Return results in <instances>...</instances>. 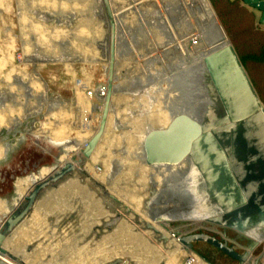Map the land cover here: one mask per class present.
<instances>
[{
    "label": "rangeland",
    "instance_id": "obj_1",
    "mask_svg": "<svg viewBox=\"0 0 264 264\" xmlns=\"http://www.w3.org/2000/svg\"><path fill=\"white\" fill-rule=\"evenodd\" d=\"M63 1L71 0H13L17 13L13 23L16 26L0 27V105L10 100V113L7 114L6 108L0 111V198L11 197L12 188L13 191L24 190L25 186L21 184L20 178L25 174H35L39 169L49 166L53 169L50 173L45 172L43 176L46 178L35 185L32 182L36 179H31L32 182L28 184L30 193L36 185L58 175L67 165H76L77 157L81 155L95 130L93 128L97 126L105 96L101 92L105 90L108 67V24L101 17L103 8L100 0H94L93 5L89 4L84 13L78 14L71 13L74 10L72 6L63 10L55 6L41 9L52 3L61 5ZM31 2L34 7H31ZM3 3L4 0H0V5ZM112 4L111 13L115 18L114 45L118 49L114 61V70H118L114 81L119 89H116L111 104L119 93L127 99L115 102L111 119L108 116L110 134L97 155L98 162L93 167L82 169L91 179L106 186L103 191L107 195H90L89 185L82 176L77 177L80 169L72 168V172L60 184L32 204L30 213L16 228L18 235L25 233L21 247L30 249L37 241H42L35 255H44L73 232L83 229H103L102 235L110 243L133 254L155 255L168 246V240L148 227L146 220L139 219L138 215L132 213H124L122 206L112 199V195L119 197V201L128 199L126 208L136 209L135 212L143 211L145 216H149V213L151 216V212L155 217L163 216L167 211L171 212L166 216L174 213L176 215L172 217L175 218L197 214L196 202L192 200L197 189L194 179L189 178L192 173L189 160L176 171L165 173L166 178L162 181H167V184L162 187L149 210L148 204L152 200L148 199L154 193L155 172L142 165L141 143L136 139L139 137L142 140L149 128L163 127L169 120V117L166 121L163 119L165 114L158 111L157 105H151L153 99L148 98L149 92L155 95V99L160 98L165 107L171 102L190 115L200 119L209 118V98L200 75L194 73L191 67L170 65L177 64L180 55L183 56L182 61L186 62L222 48V38L219 33L211 36L214 24L208 12L209 20L198 11L196 0H112ZM41 10L58 15L70 14L62 19L61 15L58 18L59 16H51L48 12L42 14ZM145 11L151 14L153 12L154 18H144L142 14ZM24 12L37 23L35 27L44 44L56 45L54 53L43 52L33 34H30L28 39L30 38L31 51L28 50L30 53L24 56L21 47L25 43V34L17 22L19 15ZM167 16L173 17V20L167 19ZM84 19L98 24L101 31L99 40L91 44L89 41L82 42L89 54L85 60L64 44H75L84 39L85 24L80 22ZM58 28L64 30H56ZM7 33L11 34V43L5 35ZM166 40L171 43L165 42ZM174 50L180 52L175 55ZM9 75L11 76L7 81ZM125 82H129L130 88L123 87ZM9 85H13L12 94L8 90ZM9 117V120H14L9 128H4ZM120 129L121 134H117ZM105 130L106 135L107 128ZM123 148L126 153L125 161L118 155ZM103 157L105 163L112 165L111 169L115 168L113 173L119 169L118 174L115 173L118 177L116 180L130 179L119 186L123 196L108 182L115 180L116 176L105 179L107 175L101 160ZM120 164H123L120 168L115 166ZM184 196L187 201L190 198L192 210L184 211V205L180 202ZM24 204L25 199L17 209H21ZM201 226L196 224L194 227ZM3 227L4 224L0 231ZM210 229L215 231L214 228ZM39 234L43 236L39 237ZM246 235L253 240L258 237L252 231L246 232ZM229 237L234 239L232 235ZM248 245L243 240H235L231 244L233 250L240 253ZM263 246L264 242L255 248L248 260L255 263ZM195 248L201 256H204L203 250H207L201 245ZM257 249L259 252L255 253ZM95 255L102 256L106 262L110 259L96 244L86 243L61 257L56 264H90L94 262L91 257ZM195 257L200 264H222L214 254L211 258L205 257L207 263Z\"/></svg>",
    "mask_w": 264,
    "mask_h": 264
},
{
    "label": "water",
    "instance_id": "obj_2",
    "mask_svg": "<svg viewBox=\"0 0 264 264\" xmlns=\"http://www.w3.org/2000/svg\"><path fill=\"white\" fill-rule=\"evenodd\" d=\"M240 1L258 13L257 21L264 25V0ZM100 2L103 8L101 17L109 29L105 96L97 126L77 159L79 167L90 158L101 140L113 91L115 24L109 1ZM215 18L218 21L216 15ZM221 30L228 45L203 59L200 71L193 68V72L200 75L209 98V118L200 119L183 112L164 130L148 133L143 141L144 163L157 168L177 166L189 160L188 165L192 167L189 178L196 183L192 200L196 202L197 214L175 218L172 217L176 215L174 213L166 216L171 212L167 211L155 222L156 225L174 231L176 237L182 238L180 244L206 263L208 261L195 246L217 250L236 264H248V257L264 242L257 243L246 235L251 228L264 226V106L222 27ZM69 172L70 169H64L33 188L25 198L24 206L5 221L0 242L32 204L60 184ZM180 202L184 211L192 210L190 198L187 201L184 196ZM196 224L202 226L195 228ZM102 230L99 228L97 233ZM235 240L249 243L243 253L233 250L231 244ZM250 245L254 249L249 251ZM0 253L4 255L1 250ZM10 261L15 262L12 258ZM254 264H264V246Z\"/></svg>",
    "mask_w": 264,
    "mask_h": 264
},
{
    "label": "bare ground",
    "instance_id": "obj_3",
    "mask_svg": "<svg viewBox=\"0 0 264 264\" xmlns=\"http://www.w3.org/2000/svg\"><path fill=\"white\" fill-rule=\"evenodd\" d=\"M109 1V4H110V9L112 11V7H113V4H112V0H108ZM189 2V0H187ZM197 1V4H198V11L201 13V14H204V16L208 19L209 16H210V19L212 20L214 26L212 28L213 32L211 34V36H215L217 33L220 34V36L222 35V38L224 39V42L226 43L223 47L227 46L228 45V41L226 39V37L224 36L222 30H221V27L218 23V21L216 20L215 18V15L212 11V9L210 8L209 4H208V1L207 0H196ZM94 3V0H71V1H63L61 3V5L57 4V3H52L48 6H44L43 8L41 7H36V8H41V9H47V8H50V7H53L55 6L56 8H59L61 10L63 9H66L67 7L69 6H72L73 7V11H71V13H84L87 6H89V4H92L93 5ZM31 7H34L32 5V2L30 3ZM63 5V6H62ZM75 6V7H74ZM30 8V7H29ZM79 8V9H78ZM35 10V9H33ZM141 11V10H140ZM139 11V12H140ZM144 11V10H143ZM48 14H51V16H54V17H58L60 18V15L61 14H56V13H52L50 11H44V10H41V13L44 14V13H47ZM168 12V11H167ZM207 12L209 14V16L207 15ZM68 14L70 13H66V14H63L61 15L64 19ZM169 14V13H168ZM24 17L26 18L27 22L24 23V24H20L21 27L23 28V33L25 34L24 35V45L23 47H21V50L22 52L24 53V56L28 55L29 53L27 52L28 50L31 51V48H30V38L28 39V36L30 34H33V38L35 39V41L42 47L43 49V52L45 53H54L56 51V48L55 46L56 45H46L44 44V42L42 41V39L39 38V31L36 29L35 27V24H37L35 21L31 20V18H29L27 15H25V12L23 13ZM152 15V16H151ZM175 13L173 12L172 13V16H174ZM142 16H145L148 17V19L150 20V17L154 18V14L152 12V14L150 12H143ZM169 16V15H168ZM167 16V19H170V20H173V17H168ZM113 17V15H112ZM114 18V17H113ZM115 19V18H114ZM209 20V19H208ZM206 21V20H205ZM80 22H82L81 24H85L84 26V30H85V37L83 40H81L80 42H77L75 44H72V43H64L68 46V49H70L73 53H75L76 55L78 56H81L82 59H87L88 58V51L86 46H85V43H82L84 41L88 42L91 44L93 41L95 40H99V38L101 37V31H100V27L98 26V24H95L93 22H90L88 21L87 19H84V20H80ZM39 25V24H38ZM41 27H44L43 25H40ZM45 28V27H44ZM82 29V28H81ZM118 29V27H117ZM56 30H64L62 28H58ZM75 30V29H73ZM88 30H90V32L88 33ZM217 30V31H216ZM66 31V30H65ZM38 39H37V38ZM20 40V39H19ZM165 42L167 43H171V41L169 42V40H166ZM52 43V42H51ZM166 43V44H167ZM84 44V45H83ZM89 44V45H90ZM191 45V43H190ZM150 46V45H149ZM167 46V45H166ZM61 47V46H60ZM222 47V48H223ZM151 48V46H150ZM222 48H217L215 51L219 50V49H222ZM173 49V48H171ZM175 49V48H174ZM177 49V48H176ZM94 50V49H93ZM213 51V52H215ZM118 52V49L115 47V56H116V53ZM179 51H176L174 50V54L177 55ZM212 52V53H213ZM212 53H209L207 55H205L204 57H199L197 58L196 60H189V61H182L183 59V56H179L178 60L179 62L177 64H174V65H170L171 67H191V68H197L199 71L200 69H203L202 68V62H203V59H205L207 56H209L210 54ZM91 54V53H90ZM172 54V53H171ZM72 55V54H71ZM74 56V55H73ZM172 56V55H171ZM108 60V58H107ZM114 61H115V58H114ZM107 65V64H105ZM22 66V65H21ZM28 66V65H27ZM90 67V66H89ZM92 67V66H91ZM90 67V68H91ZM94 67V66H93ZM116 67V66H115ZM105 69V68H104ZM118 70V69H116ZM116 70H114V76L113 78H115V74H116ZM102 71V69H101ZM10 76L9 75L7 77V81L10 79ZM14 78V77H13ZM13 80V79H12ZM106 80V79H105ZM120 82V81H119ZM123 83V82H122ZM145 84V83H144ZM143 84V85H144ZM120 85V84H119ZM126 85V86H125ZM146 85V84H145ZM13 85H9V89H12ZM117 85L115 84V81L113 82V91H112V97H111V100L112 98L114 97L115 95V91L117 89L116 87ZM123 85H121L122 87ZM125 89L127 88H130L129 86V82H125L124 86ZM119 89V88H118ZM117 89V90H118ZM101 90V89H100ZM130 91V90H129ZM10 92V91H9ZM100 92V91H99ZM101 93H104L105 94V90H103ZM148 98L149 99H153V104L151 105H157L156 103L158 102H161L160 98L159 99H155L154 98V94L152 93H148L147 94ZM121 99H127V97L125 96H122L120 95V93L116 96V98L114 99V101L112 102L111 106H110V113L108 114V116L112 117V113H113V106L115 104V102H117L118 100H121ZM158 100L157 102L154 103L155 100ZM135 100V99H133ZM10 101V100H9ZM9 101H7L5 104H1L0 105V111H2L3 109H8V104H9ZM150 102H148V106L150 107ZM162 106H163V103H162ZM165 107V106H164ZM166 110L169 112V120L167 122V124L163 127H152V128H149L146 133L143 135V138L142 140L138 137L136 140L141 143V161H142V165L145 167V168H150L152 170H154L155 172V176H154V179H153V185H154V193L153 195L151 196V198L148 199V201H151L148 206H149V210L151 209L152 207V204L154 203V201L157 199V197L159 196V194L161 193V190H162V187L164 185L167 184V181H162V179H164V175L166 172H174L176 171L177 169H179L180 167H182L184 165V163L187 161V160H184L182 161L181 163H179L177 166H172V167H163V166H160V167H148L145 165L144 163V151H143V141L144 139L146 138L147 134L152 132V131H157V130H164L172 121V119L174 117H176L178 114L180 113H183V111L181 110V108H179L178 105L175 106V104H168L167 107H165ZM209 108V107H208ZM212 110V108H211ZM8 111H10V108L8 109ZM9 114V112L7 113ZM137 117V116H136ZM10 119V117L8 118V120ZM110 119H109V123L107 125V122H108V118H107V121H106V126L105 128H107V134L105 135V129H104V132H103V135L101 137V140L100 142L98 143V145L96 146L94 152L92 153V155L90 156L89 159L85 160L84 164L82 167H79L77 164L79 163L78 160H76L77 164L76 165H67L65 168L66 169H70V172H72V168L75 170V169H80L79 172L82 174V175H79L77 174V177L78 176H82L84 181L87 182V184L89 185V193L93 191V193H98L100 195H105L106 193L103 191V189H106V186L105 185H101L100 182H96L94 181L93 179L90 178V176L86 175L83 170L85 169V167L87 168H90V167H93L95 165V163L98 162V157L97 155L100 153L102 147H103V144L107 138V136L110 134ZM138 119V117L136 118ZM14 120V119H13ZM13 120H9V122L7 123V125L4 127V128H9V125L11 124V122ZM137 121V120H136ZM121 128V127H120ZM121 131H117V134H121L122 132V129H120ZM5 147V146H4ZM7 147V146H6ZM5 147V148H6ZM125 147V146H124ZM67 150V149H66ZM128 154V153H127ZM119 157L121 159H123V161L126 160V153H125V149L123 148V150H121V152L118 154ZM80 156H78L77 158L79 159ZM134 157V156H131V158ZM102 158V157H100ZM129 158V157H128ZM127 158V159H128ZM105 159V157H103L102 162H103V165H104V169H106V173L105 175H107V178H105L106 180L108 178H110L111 176H116V174H118V171L119 169H117V171L115 173H113L114 169H111L112 165H108L107 163H105L103 160ZM130 159V158H129ZM138 161V160H137ZM123 165V164H120V165H115L117 166V168H120V166ZM114 166V165H113ZM53 168V167H52ZM86 168V169H87ZM43 170L42 173H40V171ZM83 169V170H82ZM51 167H44V168H41L39 169V171L35 174H25L24 177H21L20 179L22 180L21 181V184H24V190L22 191H13L14 189L12 188V192H11V197L9 196L8 198L4 199V201H2V199L0 200V206L2 208V205L5 206V212H9V214H11L10 212H12L14 209H17V207L19 206V204L23 201V199H25L29 193V183H31V179L34 177V179H36L35 182H32V184L37 182H40L42 181L44 178H46V176L44 177L43 175L45 174V172L47 173H50L51 172ZM28 175V176H26ZM76 175V174H75ZM123 177V176H121ZM113 178V177H112ZM118 177L116 176L114 179L115 180H111V181H108L110 182V186L120 195L123 196V191H121L119 189V186L121 184H123L124 182H128L130 179H126V178H121L119 180H116ZM166 178V177H165ZM41 179V180H40ZM104 179V180H105ZM31 181V182H30ZM16 182H20V181H16ZM103 183V182H102ZM28 185V187H27ZM15 187V186H14ZM17 187V186H16ZM31 192V190H30ZM107 195V194H106ZM141 195V194H140ZM128 196H131V195H128ZM143 196V195H142ZM141 196V197H142ZM112 199L114 201H116V203L120 206H122L123 208V211L124 209H127L128 212L126 213H138L140 215L137 216L139 217V219H143L144 221L146 220V224L148 227L151 228V226L157 228V231L159 232V234H161V236H163L164 238H166L169 242L168 246L163 249L160 253L158 254H155V255H144V254H133V253H129L127 251H124V250H121L117 247H115L112 243H110L103 235H102V231H98L97 233V230L98 229H93L92 231H87V230H77L75 232H73L69 237H67L66 239H64L63 241H60L57 245H55L54 247H52L50 250H48L44 255H35V260L32 261V260H29L28 258L33 254H36L35 252L37 251V248L39 246V244H41L42 241H37V244L35 243L34 246H31L30 249H28L29 247H21V242L23 241V238L25 237V233L21 234V235H18L17 234V227H18V224L20 223V221L22 219H24V217L28 214V212L30 213V209L28 210V212L22 217V219H20V221H18L14 226L13 228H11L9 230V232H7L4 237L2 238V241L0 242V250L3 251V254L5 257H7L8 259L11 260L14 259L15 261H18L19 264H56L59 259L61 257H64L66 255H68L71 251H73L75 248L79 247V246H83L84 244L86 243H93V244H96L103 252L105 255H107L110 259L108 262L105 261L104 264H163L164 262L168 261L169 260V263L170 264H174L175 262V258H176V255L179 253V251L181 250H187L185 249L181 244H180V241H181V237H176L175 236V233L174 231H166L164 230L163 228H161L160 226L156 225L155 222L159 219V217H162V216H157L155 217L153 214L150 216V213H149V216H145L143 215V211L138 212L135 210L136 209H131V208H126L127 206V203L129 201L127 200H123V201H119L118 198L116 195H112L111 196ZM132 197V196H131ZM131 199V198H130ZM138 199V198H137ZM136 199V200H137ZM143 203H145V201H143ZM151 205V206H150ZM140 207L142 205H139ZM143 207V206H142ZM141 207V208H142ZM148 209V207H146ZM12 210V211H11ZM152 213V212H151ZM2 213L0 214V218L2 217ZM30 215V214H29ZM10 217H4L3 218V222H1V225L0 227H2V225L5 223V221H7V219H9ZM162 229V230H161ZM163 231L165 232H169L170 233V236L169 238L163 233ZM43 235H40L39 234V237H42ZM264 240V231L258 235V237L256 238V242L257 243H261L262 241ZM249 251L252 250L254 247H249ZM188 251V250H187ZM194 257L197 256L195 255L194 253L190 252ZM1 254V253H0ZM198 257V256H197ZM196 258V257H195ZM199 262V261H198ZM1 263V261H0ZM205 263V262H204ZM247 263L248 264H254V261L252 260H247ZM90 264H95V263H90Z\"/></svg>",
    "mask_w": 264,
    "mask_h": 264
},
{
    "label": "trees",
    "instance_id": "obj_4",
    "mask_svg": "<svg viewBox=\"0 0 264 264\" xmlns=\"http://www.w3.org/2000/svg\"><path fill=\"white\" fill-rule=\"evenodd\" d=\"M208 2L264 106L263 25L258 23L256 12L242 5L240 0H208ZM221 41L223 47L226 43L223 38ZM157 108H159L158 111L165 114L163 119L166 121L167 117H169V112L162 106V102L157 103ZM163 233L169 238V232L163 231ZM258 252L259 249L255 251V253ZM202 257L205 259L204 256ZM218 259L222 264H236L234 260L226 256L218 257ZM174 264L200 263L189 251L181 250L176 255Z\"/></svg>",
    "mask_w": 264,
    "mask_h": 264
},
{
    "label": "flooded vegetation",
    "instance_id": "obj_5",
    "mask_svg": "<svg viewBox=\"0 0 264 264\" xmlns=\"http://www.w3.org/2000/svg\"><path fill=\"white\" fill-rule=\"evenodd\" d=\"M10 91V93L12 94V89H10L9 90ZM9 113H10V111H8ZM92 132V131H91ZM15 145H16V143H15ZM14 145V146H15ZM42 171V170H41ZM10 179H12V177L10 178ZM17 179V178H16ZM87 183V182H86ZM89 184V183H88ZM97 193V192H96ZM90 195H92V194H94L93 193V191L92 192H90L89 193ZM6 198H8V197H5V198H1L2 199V201H4V199H6ZM0 199V200H1ZM116 202V201H115ZM5 206H3L2 205V208H1V206H0V214L2 213L3 215H2V217L0 218V225H1V222H3V218L6 216V217H9L10 216V214L8 215V213L7 212H5ZM15 210V209H14ZM12 211V210H11ZM124 213H126V212H128V210L127 209H124V211H123ZM11 213V212H10ZM134 215H138L139 217H140V215L138 214V213H134ZM156 232H158L157 231V228H155V227H153V226H151ZM1 228V227H0ZM249 231H252V233L254 234V235H260L263 231H264V226H256V227H254V228H251L250 230H248L247 232H249ZM159 233V232H158ZM204 252H203V255H204V257H210L211 258V255L212 254H214V257L216 256V258H218V257H222V256H225V255H223L221 252H219V251H217V250H214V249H212V248H208L207 247V250L205 249V250H203ZM227 257V256H226ZM29 260H32V261H34L35 260V254L33 255H31L29 258H28ZM91 259H92V261H94L93 263H95V264H104L105 263V260H104V258L102 257V256H99V255H95V257H91ZM219 260V259H218ZM0 261H1V263L2 264H19L18 263V261H15V262H12V261H10V259H8L7 257H5L4 255H2V254H0ZM87 263H89V262H87ZM163 264H170L169 263V260L168 261H166V262H164Z\"/></svg>",
    "mask_w": 264,
    "mask_h": 264
},
{
    "label": "clouds",
    "instance_id": "obj_6",
    "mask_svg": "<svg viewBox=\"0 0 264 264\" xmlns=\"http://www.w3.org/2000/svg\"><path fill=\"white\" fill-rule=\"evenodd\" d=\"M16 18L17 13L15 11L13 0H4V3L0 5V27L7 26L9 28H15L16 25L13 23V20ZM17 22L24 24L27 22V20L23 14H20ZM5 35L7 36L9 43H11V34L7 33Z\"/></svg>",
    "mask_w": 264,
    "mask_h": 264
},
{
    "label": "crops",
    "instance_id": "obj_7",
    "mask_svg": "<svg viewBox=\"0 0 264 264\" xmlns=\"http://www.w3.org/2000/svg\"><path fill=\"white\" fill-rule=\"evenodd\" d=\"M241 2V1H240ZM243 5V4H242ZM247 7V6H246ZM249 8V7H248ZM250 10H251V8H249ZM256 14V17H258V13H255ZM263 27H264V25H263Z\"/></svg>",
    "mask_w": 264,
    "mask_h": 264
},
{
    "label": "built area",
    "instance_id": "obj_8",
    "mask_svg": "<svg viewBox=\"0 0 264 264\" xmlns=\"http://www.w3.org/2000/svg\"><path fill=\"white\" fill-rule=\"evenodd\" d=\"M90 95V94H89Z\"/></svg>",
    "mask_w": 264,
    "mask_h": 264
}]
</instances>
